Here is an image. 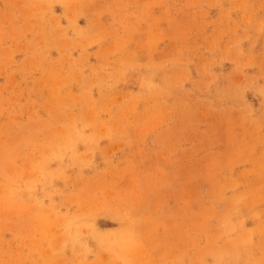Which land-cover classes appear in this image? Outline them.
Wrapping results in <instances>:
<instances>
[{
  "label": "rangeland",
  "instance_id": "obj_1",
  "mask_svg": "<svg viewBox=\"0 0 264 264\" xmlns=\"http://www.w3.org/2000/svg\"><path fill=\"white\" fill-rule=\"evenodd\" d=\"M0 264H264V0H0Z\"/></svg>",
  "mask_w": 264,
  "mask_h": 264
}]
</instances>
